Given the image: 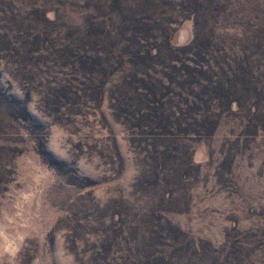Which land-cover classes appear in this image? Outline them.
I'll return each mask as SVG.
<instances>
[{"label": "rangeland", "instance_id": "rangeland-1", "mask_svg": "<svg viewBox=\"0 0 264 264\" xmlns=\"http://www.w3.org/2000/svg\"><path fill=\"white\" fill-rule=\"evenodd\" d=\"M0 264H264V0H0Z\"/></svg>", "mask_w": 264, "mask_h": 264}]
</instances>
